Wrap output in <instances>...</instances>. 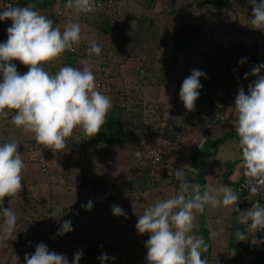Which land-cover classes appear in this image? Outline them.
Returning <instances> with one entry per match:
<instances>
[{
    "label": "rangeland",
    "instance_id": "374dc122",
    "mask_svg": "<svg viewBox=\"0 0 264 264\" xmlns=\"http://www.w3.org/2000/svg\"><path fill=\"white\" fill-rule=\"evenodd\" d=\"M259 2L260 0H257V3ZM231 3L235 7L240 6L242 13L234 14L235 12H231L233 9L220 12L216 8L211 9L210 5L203 4L202 0H175V2L164 0L163 5L157 6V9L162 8V11H165L163 16L158 18L157 16L153 17V10L146 11L147 15L152 17H140L138 19L139 21L136 20V24H138L137 30L129 29L120 32L123 33L120 35L124 39L122 44L126 45L124 47V53L129 50L130 52L134 51V47L137 45L142 47L140 40L146 41V45L148 46L149 43L152 47L158 43L168 46L173 45L171 33L175 25L173 23V16L176 17V15L171 9L176 11L175 8L179 7L178 10L184 11V9L186 10L189 7L195 11L194 14L198 15L199 20H203L202 23L199 22L198 24L201 35L193 29L190 31L192 37L196 35L199 38L201 36L199 39L205 40L206 37L204 38L203 36L206 34L210 38L209 34H211L210 31L212 29H224V32L221 31L222 34L217 35V38H220L219 40L226 41V43L219 41L222 47L220 45L216 46L217 51L219 49L221 52L218 57L222 60V63L218 64L217 67L220 69V72H216L213 78L218 76L220 81L228 82L229 78H231L229 77L230 74L238 75L239 73L235 70L236 68L233 66L232 60L237 61L235 63L238 64V70L240 69L238 67L239 65H241L243 71L246 68V54L245 51L239 50L240 46L244 49L245 43L250 44L257 36L262 38L264 43V32L254 29L249 23V13H246L245 10V8L248 9L249 1L231 0ZM33 5L35 6V10L45 15H48L47 13L55 9L53 8V4L43 5L42 3L40 7L35 4ZM3 7L0 0V11H2ZM143 8L147 10V8ZM191 13L193 12H190L185 18L180 19L178 23L181 22V24L189 26L197 24L192 19L194 14ZM140 14L138 15L140 16ZM108 16L109 18H115L112 9L108 12ZM141 16L144 15L141 14ZM98 18L99 16L96 19ZM150 19L152 23L155 20L160 30L157 31V28L153 24L148 25ZM240 32L241 35L238 34ZM168 34L170 41L167 38ZM114 36L117 38L115 39L113 37V40H122L116 34ZM135 38L136 41L134 40ZM155 40H157V43H155ZM152 47L151 51H153ZM216 47L213 45L212 49ZM204 49L199 50L201 54L204 51L205 53L207 52V49ZM199 53L197 54L200 55ZM197 54H195V58L198 56ZM187 56L181 55L179 59H182L181 62H185L186 58H188ZM146 57L150 60V55H146ZM242 60L244 63L241 64L240 61ZM163 61L169 63L172 61V58H167ZM152 67V63H148V68L151 69ZM207 71L210 73L209 70ZM183 81L177 82V96L173 97L170 100L171 102H168V107L147 100L143 104L144 100L142 99V94L139 92V87L137 84L132 85L130 93L126 95L129 96L130 100L133 99L131 102L135 103L132 109L135 110L137 118L134 119L135 122L133 121L129 124V130L131 132L129 136L127 135L126 138H122V142H131V144H128V146L126 144V147L120 146L114 148L115 150L110 154L109 158L96 157L97 160H94L95 163H85L86 166L84 167V174L81 176V179H78L80 163L75 165L78 156L75 153V149L71 152L70 157L68 156L69 158L67 160H62L60 151L54 153L51 149L44 147V145L36 143L32 134L25 133L20 128L15 127L11 123L13 113H10L7 119L0 118V145L3 144L2 142L11 139L18 141L20 144L18 151L23 155L25 163V168L22 172L23 188L11 200L10 198L4 199L3 207H11L17 215L18 219L13 237L18 232L27 228L31 230L26 239L16 237L14 240L9 241L8 248H0V264H25V254H33L36 245L40 243L45 244L51 252L65 255L68 258L69 264H72L74 255L81 251L83 256L79 264H100L99 258L105 253L109 257L105 264H147L146 254L143 250L142 235L138 234L135 227L138 216L143 213L144 207L154 203L158 199L167 198L179 191L178 187H176L177 182L173 184L172 174L175 176V172H171V170H165L162 178L157 181L156 186L154 185L151 188L145 189L148 177L152 176V171L150 170L152 165L149 160H153L158 153H162L164 159L166 153L167 161L170 162L169 164H176L179 167L185 165L190 166L191 168H188V170L191 172H197L199 168L203 169L205 173V185L223 184L234 189L237 184L233 186L225 184L222 181V174L227 170V162L231 161L230 155H232V150L228 146V142H236V139L231 138L227 141V145H219L215 153L216 156H214L215 154L213 156H199L196 159V165L192 166L186 150L190 146L196 145L197 142L192 144L190 142V135L185 136L182 143L176 144L174 148L168 149V146L163 144L164 139L161 136L162 130L159 127L157 128V123L152 126L150 125L152 121H158L155 117L159 113L157 111L161 108L164 110L173 108L172 110L177 112L179 116L185 115L188 110L185 109L181 100H178L182 85L181 82ZM199 92L202 91L199 90ZM208 92V90L207 92L204 90L206 94L202 96L200 95L202 93H200L196 101V107H205L203 114L206 113L205 111L209 112L210 110V108H207L209 104L208 99H210ZM170 96L167 95V98L171 99L172 97ZM137 99L138 102H136ZM137 112L140 113V116ZM179 116L175 115L171 120L176 122L179 120ZM145 118H147V124L143 121ZM204 120L205 118L197 121L196 124L194 123V130L200 131L197 134L205 135V132L208 130L204 127ZM149 126L151 129H149ZM228 130L229 128H220V131L213 129V133L215 134L216 132L215 135L221 138L223 135L233 132L238 137L235 131ZM187 131L189 129L185 128L182 134H186ZM193 139L199 141V137ZM68 143L71 146L72 142ZM121 149H124V152ZM109 151L110 148L108 152H105V156L108 155ZM57 158L61 159L59 165H62V167L60 168H58V164L56 165ZM105 158L106 160H104ZM188 175L185 174L188 182L192 183L189 181L190 178ZM129 182H133L134 188H140L139 185H143L144 187L143 189L130 193L124 192L129 186ZM237 194L239 196L238 192ZM89 201L92 202L93 207L90 211H86L83 206ZM113 205L120 206L127 214L126 218L125 216H114L112 212ZM251 207L250 204L241 202L238 206L241 211ZM23 209L24 211H22ZM202 215L204 218V227L209 233V264H240L243 259L251 260L252 254H254L253 251L238 250L235 246L239 243L251 244L253 237L250 236L247 241L241 242L237 241L235 234H233V242L235 245L230 246L232 230L237 231L239 229V225L233 224L234 212L231 208L220 207L211 209L206 207ZM200 217L201 214L198 213L196 220L197 227L194 229L195 234H197V229L200 227ZM66 220L71 221L73 231L63 236H56L61 224ZM2 225L3 218L0 217V228H2ZM247 227V225H244V231ZM211 232H216L217 235L214 238H210ZM259 236L257 232L254 238L258 241L264 240V235L261 236L262 239ZM262 244L264 245V243ZM15 256L18 257V261ZM112 257H115V260H112Z\"/></svg>",
    "mask_w": 264,
    "mask_h": 264
},
{
    "label": "clouds",
    "instance_id": "9594fccd",
    "mask_svg": "<svg viewBox=\"0 0 264 264\" xmlns=\"http://www.w3.org/2000/svg\"><path fill=\"white\" fill-rule=\"evenodd\" d=\"M252 6L249 23L254 29L264 32V0H249ZM65 7L75 13H93L101 5L97 0H67ZM10 20L7 40L0 43V118L7 119L25 133H30L36 143L46 146L54 153L67 147V140L74 130L82 129L88 137L96 136L107 122L112 108L108 96L98 90L96 77L87 59H80L81 67L62 66L53 74L44 65L56 61L66 51H75L74 45L81 41V26L68 19L61 28L52 19L35 10V6H13L7 4L0 11V21ZM102 48L92 42L87 54L100 56ZM13 61L28 68L21 75ZM244 63V61H240ZM264 63L254 66L250 75L256 79L248 85L247 93L239 87L235 98V113L232 124L239 137L241 150L240 167L247 189L252 196L264 193ZM249 73H245L247 80ZM201 77L205 73L194 69L181 85L179 98L188 111H194L199 98ZM228 110V111H229ZM20 144L11 139L0 145V248H8L17 224V215L12 208H4L5 197L13 198L23 188L22 172L25 168L23 155L18 151ZM185 165L175 170L179 191L167 198L156 200L144 207L138 216V234H148L145 243L147 264H208L202 253L209 250L203 236L194 233L197 227V214H203L206 207L217 209L231 208L237 213L238 223L247 225L244 232L235 233L237 241H247L253 245L264 243L254 238L255 233L264 230V204L252 201V207L241 211L237 208L239 196L226 185L189 183ZM212 179L211 177H209ZM86 211L93 207L91 201L83 206ZM114 216H127L118 205L112 206ZM73 231L70 220L64 221L56 236ZM251 233V234H249ZM216 232L210 233L214 238ZM83 253L74 255L72 264H79ZM16 257V256H15ZM18 261V257H16ZM100 264L109 259L102 254ZM115 260V257L111 258ZM25 264H69L63 254L49 251L43 243L36 245L33 254H25Z\"/></svg>",
    "mask_w": 264,
    "mask_h": 264
},
{
    "label": "crops",
    "instance_id": "0c3cea01",
    "mask_svg": "<svg viewBox=\"0 0 264 264\" xmlns=\"http://www.w3.org/2000/svg\"><path fill=\"white\" fill-rule=\"evenodd\" d=\"M6 1L16 2V0H1V3L4 7H5ZM34 1L37 3H41V2H45L49 0H34ZM170 1L175 2V0H170ZM66 3L67 2H62L61 0H54L53 8L55 9H52L49 13H47L48 15L46 16L52 19L53 22H55L56 11L61 9L63 11V18L61 20V28H63L64 23H66L68 19H71L73 22H78L81 28L85 29L84 31L83 29H81V41L76 46L78 51L75 54L63 53L61 57L57 59L56 61H53V62H50L49 64L44 65V68L46 71H49L55 74L59 70V68L62 66L81 67V65L79 64L80 59L82 58L87 59L89 61V67L92 69L96 77V84H97L98 90L101 91L106 96H108L112 104L114 102H117V103L120 101L123 102L124 98L127 96L126 94L130 93L132 85H135V84H137V86L140 89L139 92L142 94V99L144 100L143 101L144 103L147 100V101L155 102L158 105L163 104L166 107H168V104H169L168 102L172 100L173 97L177 96V88H176L177 82H169V83H163L159 85H142V84L140 85L138 83V79L144 74V72L142 71L140 67L143 63H146V67H148V63L149 64L152 63L153 65L152 68L153 70H155V72H161L162 70L165 71L168 68L183 67L184 69H186V73H187L186 77L190 76L192 70L194 69L200 70L205 74H207L208 73L207 70H209L210 72H212L213 75H216L214 71L207 68V65L204 64L202 58L199 55L196 56L195 58L194 54H190V53L185 54V53H182L180 51L173 49L172 45L168 46L162 43L160 44L158 43V44H154V46L152 47L148 42H147L148 43V46H147L146 41L140 40V42L142 43V47L140 45H137L134 47V51L130 52L129 50L128 52L124 53L125 52L124 47H126V45L122 44V41H124V39L120 35L119 37L122 40L117 41L115 40L117 37L115 38V36H111L107 33H104L97 28V20L99 19H96V18L98 17V12L77 14L73 10L66 8L65 7ZM153 3L154 4H152V6L146 10L134 0H114V6L111 9L113 10V14L115 15L114 16L115 18H109L108 16V12L111 11V9L104 10L103 12H105L107 20H109L110 24L112 25L119 24L120 32L124 30H129V29L137 30L138 24H136V20L139 21L138 19L140 17H148V18L152 17V16L147 15V12L149 10L154 11L153 17L157 16L158 18L164 15L165 11L164 10L162 11V8L157 9L159 7L158 5L161 6L164 4V0H153ZM35 5L39 7L41 6L38 4H35ZM175 9L176 11L174 9H171V11L174 12V14L176 15V17L173 16L174 17L173 23L175 24H177L180 21V19H183L185 18V16H188L190 12H193L191 14L195 13V11L189 7H187L186 10L184 9V11L178 10L179 7H176ZM245 10H246V13L247 12L249 13L248 18L250 19L252 10H251V6L249 5V3H248V9L245 8ZM231 12H235L234 14H237V13L241 14L242 13L241 7L233 6V10ZM139 13H141L144 16H141V14L139 16L138 15ZM86 14H89V15H86ZM192 17H193L192 18L193 21H195V23L197 24L190 26V27H192V30L194 28V31L197 32L199 35H201V32L199 30L200 27L198 24L199 22L202 23L203 20L202 21L199 20V17L196 14H194ZM10 24L11 23L9 20L0 21V43L4 42V40L6 39L7 29L10 27ZM152 24L155 25V27L157 28V31L160 30L159 26H157V24L155 23V20L152 23V20L150 19L148 25H152ZM233 24L235 25V23ZM234 25H230V26H234ZM239 26L241 25L239 24ZM166 29L168 28L166 27ZM218 30L212 29L210 31L211 34H209L210 38H208L205 34V36H203L204 38L206 37L205 40L203 39L200 40L199 38L201 36H199V38H197L198 36L196 35L193 36L192 37L193 43L194 44L198 43L196 46H198L199 50H203L204 48L208 49V47H210L209 49H212V46L215 44L221 46L220 42L226 43V41L224 42L223 40H219L220 38H217V35L220 33L222 34L221 31L224 32V29L220 28ZM238 34L241 35V32ZM189 35H192V34L189 32ZM113 37L115 38L114 39L115 41L113 40ZM167 38L168 40L170 39L169 34ZM134 40L136 41V38ZM92 42H95L101 46L102 53L100 56H96L94 54L92 56H89L87 54V49L90 47ZM155 43H157V40H155ZM210 43H213V45L207 46ZM248 45L249 44L245 43L244 49H242V47L240 46L239 50L244 51L245 47ZM151 47L153 51H151ZM150 51L151 53H149ZM220 53L221 52L219 51V55ZM146 55L147 56L150 55V60L147 59ZM181 55H188L187 56L188 58H186L185 62H181L182 59L181 60L179 59ZM167 58H172V61L169 63H166L165 61H163V60H166ZM218 61L222 63V60H220V58H218ZM235 62L237 61L232 60L233 66L236 68L235 70L239 72L238 75H235V74L230 75L229 77L231 78H229L228 82L227 81L223 82L222 80L220 81L219 77L215 76V81H217L218 83L214 86L207 88V90L209 91L208 93L210 94V95L208 94L209 95L208 97L211 99L210 100L207 98L209 100V104L207 108L214 107L215 108L214 112H219L221 115V119L215 124H213L212 127L205 132V135H202L199 133L197 134V132H200V131L194 130L196 122L205 118V116L207 115V113L203 114L205 107L202 106L201 111L199 112V115L194 122L195 124L193 123V125H189L187 127L189 131H187L186 134L180 135L177 139L171 142L163 140L164 141L163 144L165 146L167 145L168 149L174 148V145L182 143L183 138L187 135H190L191 137L190 142H192V144L197 142L196 145L198 147H201L203 146L206 140H214L216 138H219L215 135L216 132L215 134L213 133V129H216V131L218 130L220 131V128L221 129L229 128L230 131L231 130L235 131V128L232 124V120L234 119V112L230 111L229 109L234 108L235 98L238 94L239 87L243 86L245 89V92L247 93L248 85L253 82L250 76H248L247 80L244 79L246 71L244 70L243 72H241L242 70L241 65L238 66L240 67V69L238 70L237 69L238 64ZM12 63L15 64L18 73H20L21 75H23L24 73L28 71V68L24 66L23 64H21L20 62L13 61ZM245 67H246V59H245ZM202 79L203 77H201L200 79V84L202 83ZM167 95L169 96L171 95L170 97L172 98L171 99L167 98ZM210 111H211V108L209 112ZM195 137H199V141H197V139H193ZM231 138L236 139V142H228L229 143L228 146H230L232 150V155H230L231 161H234L235 164L229 176V180L232 182H237L243 174V169L239 166L241 163V155H242L241 150L239 148V143H238L239 139H237L239 137L232 135L228 137L225 141H223V143H221L220 145H225L227 141H229ZM67 142H72L71 146H69L70 144L68 143L67 147L64 150L60 151L61 159L67 160V158L70 157L71 152L74 151L75 149V153L78 155L75 165H77L79 162H84L85 166L87 163H92V164L95 163L94 160H97L96 157L109 158L110 154L115 150L114 148L118 147V146L110 147V151L108 155L106 156H105V153L104 155H100V154L95 155L93 154V151L91 150H93L95 146H99L100 148H102L105 145V143L103 144L99 143L97 145L96 143H94L93 139L86 136L84 132L82 131V129L80 128H77L74 130L72 137H70L67 140ZM190 148L191 146L186 150L188 154H189ZM108 150L109 149L107 147L105 151L108 152ZM121 151L124 152V149H121ZM214 156H216V154ZM106 158L104 160H106ZM61 159L57 158L56 165L58 164V168L62 167V165H59V161H61ZM162 161L164 162V166L167 167V169H176V168L179 169V168L184 167V166L179 167L176 164H169L170 162L167 161L166 153H165V159L163 155ZM54 165H55V161H54ZM185 169H188V168H185ZM78 179H81L80 174L78 176ZM252 255L254 256V254ZM248 261L250 260L243 259L241 260L240 264H243V262H248Z\"/></svg>",
    "mask_w": 264,
    "mask_h": 264
},
{
    "label": "trees",
    "instance_id": "16d2710c",
    "mask_svg": "<svg viewBox=\"0 0 264 264\" xmlns=\"http://www.w3.org/2000/svg\"><path fill=\"white\" fill-rule=\"evenodd\" d=\"M62 2H67V0H61ZM135 2H137L140 6L145 7L147 9H149L152 4H153V0H134ZM54 0H49V1H45V2H41V3H37L34 0H16V2H13V6H27L29 4H38V5H49V4H53ZM203 4L205 5H210L211 9H218L220 12H224V11H229L233 9V4L231 3V0H202ZM200 7H202V5H200ZM98 16H99V20H97V28L104 32L107 33L111 36H114V34H116L117 36L123 34V33H119L120 32V26L118 25H112L110 24L109 20H107V17L105 15V13L102 12H98ZM10 21V20H9ZM10 23H12L10 21ZM11 26V24H10ZM194 29V28H193ZM117 30V31H116ZM192 30V27L188 26V25H184L178 23L175 24L174 27L172 28V40H173V49L180 51L182 53H199V48L198 46H196V44L193 43V38L192 35H189V32ZM119 31V32H118ZM3 43V42H2ZM213 45V43L208 44L207 46ZM250 45V44H249ZM249 45L245 47V54H246V68L245 69V73H249V69L247 66V59L249 57H251V52L249 51ZM77 46V45H76ZM218 46L217 44H215V47ZM210 47H208L209 49ZM207 49V52L203 54H201V52L199 55L204 64L207 65V68L211 69L212 71L216 72H220V69L217 67L218 64H220V61H218V56H219V49L217 51V47L213 48V49ZM77 47L75 48V52L74 53H67V54H75L77 53ZM199 51V52H198ZM66 53V52H64ZM194 54V55H195ZM205 54V55H204ZM198 55V54H197ZM218 57V58H217ZM142 71L144 72V74L138 79V83L141 85H159V84H163V83H169V82H180L182 80H184L186 78V69H184L183 67H177V68H168L165 71L162 70L161 72H155V70H153V68L149 69L148 67H146V63H143L141 66ZM143 67V68H142ZM243 72V70H242ZM206 78L203 77L202 79V88L200 89L202 92V94L200 95H205L206 93H204V90L206 91L208 87L210 86H214L216 85L218 82L215 81V78H213V74L212 72L205 74ZM230 75H233L230 74ZM155 81V83H154ZM132 98H134L132 95H130ZM129 96H126L122 101L120 102H114L112 104V108L108 114L107 117V122L105 123V125L102 127L101 131L94 137H91L94 141V143H96L97 145L103 144L105 143V145L100 148L99 146H95V148L91 151H93V154H100V155H104V153L106 152L105 149L108 147V149L110 147H120V146H125L127 144H131V142H122V138H126L127 135L129 136L130 130H129V124H131L135 118H137L136 112L133 108L134 104L133 102L130 101ZM141 100V99H140ZM180 100V98L178 99ZM211 100V99H210ZM136 102H138V99L136 100ZM182 102V101H181ZM144 104V102H143ZM143 108V107H142ZM158 108V106H157ZM211 113H214L215 109L214 107H210ZM173 109V108H172ZM169 109V110H164V109H160L157 112V116L155 117V119H158V121H152L151 122V126L155 125V123H157V128L159 127L160 130H162L161 136L162 139L166 140V141H174L175 139H177L180 135H182V132L185 128H187L189 125H193V123L195 122V120L197 119L199 112L201 111V108H198L195 106V110L194 111H187L185 113V115H181L179 116L177 112H174V110ZM142 111V110H141ZM140 116V113L137 112ZM179 116L176 122H174L172 119L173 116ZM143 121H145V124L148 123L147 118H145ZM219 121V120H218ZM216 121V122H218ZM135 122V121H134ZM216 122H214L213 124H215ZM149 129H151V127L149 126ZM235 135V133H228L223 135L221 138H216L214 140H206L203 144V146L198 147L197 145H193L191 146L190 150H189V160L192 166L196 165V159L199 156H213L216 153V150L218 148V146L223 143V141H225L228 137ZM7 141H4L2 143H5ZM126 147V146H125ZM149 162L151 163V168L150 170L152 171V176L148 177V182H147V186L145 189L147 188H151V186H156L157 185V181L160 180L165 172V170H171L175 172V170H180L179 169H167V167L164 166V162L162 160L160 161H155V159L153 160H149ZM80 165V175L83 176L84 174V162H79ZM235 162L234 161H229L227 162V170H225L222 174V181L227 184V185H234L237 184L236 182H232L229 180V176L232 172L233 166H234ZM185 174H189V181H191L192 183H199L201 185V188L203 189L204 185H205V173L204 170L199 168V170H197V172H191L188 169H184L183 170ZM193 175V176H191ZM173 184H176V187H178V181L176 180L175 176H173ZM187 178V177H186ZM140 188H134L133 187V182H129V186L125 189L124 192L130 193L133 191H137L139 189H143V185H139ZM142 186V187H141ZM134 189V190H133ZM237 189V185L235 186L234 190L236 191ZM142 191V190H140ZM5 199H8V197H5ZM240 204V201H238L237 204V208ZM24 211V209L22 210ZM233 224L234 225H239V231L244 232V225H241L238 223L237 220V213L234 212V217H233ZM199 229H197V234L200 236H203L205 238V241L208 243H210L209 240V233L207 231V229L204 227V218L203 215L201 214L200 220H199ZM29 232H31V230L29 228L18 232L16 234V237L18 238H23L26 239ZM235 230H232L231 232V238H230V246H234V242H233V234H235ZM259 238H261V236H259ZM149 239L148 234H144L142 235V241H143V250L145 252V254L147 255V249L145 247V243L146 241ZM262 239V238H261ZM260 241V240H259ZM238 250H250L254 252V256L253 258L249 261V264H264V245L261 244H257V245H253L251 244H238L237 246H235ZM202 258L207 259L208 264H209V252L206 253H202ZM119 263V262H118ZM120 264V263H119Z\"/></svg>",
    "mask_w": 264,
    "mask_h": 264
},
{
    "label": "built area",
    "instance_id": "2783aa9c",
    "mask_svg": "<svg viewBox=\"0 0 264 264\" xmlns=\"http://www.w3.org/2000/svg\"><path fill=\"white\" fill-rule=\"evenodd\" d=\"M7 4H12V2L10 1H6L5 2V6ZM97 4L101 5V7L98 8V10H96L93 13H97V12H102L104 10H108L111 9L114 6V0H97ZM61 18H63V11L61 9H59L56 13V17H55V22L54 25H60L61 26ZM6 39L4 40V42H6ZM3 42V43H4ZM74 48H76V45H74ZM249 51L251 52V57H249L247 59V66L249 69V76L251 78L252 81H254L256 78L250 75V72L252 70V68L258 64H262L264 63V43H263V39L260 37H256L254 40H252V42L249 45ZM75 51H66V53H74ZM261 76H264V71H262L260 73ZM207 115L205 116V120H204V127L205 129H209L212 127L213 123L220 120L221 119V115L219 112H214L211 113L207 112ZM155 161H160L163 159V154L162 153H158L155 157H154ZM246 177L242 176L239 178V180L237 181V192L239 193V201L241 203H247L250 204L252 206L254 200H258L260 201L262 204H264V193L261 194V196H252L249 191L247 189L242 188V185L244 183H246ZM258 234L260 236L264 235V230L259 231ZM243 264H249V262H243Z\"/></svg>",
    "mask_w": 264,
    "mask_h": 264
}]
</instances>
